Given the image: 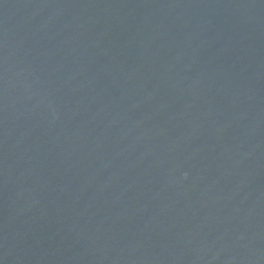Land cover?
<instances>
[{"label":"water","instance_id":"1","mask_svg":"<svg viewBox=\"0 0 264 264\" xmlns=\"http://www.w3.org/2000/svg\"><path fill=\"white\" fill-rule=\"evenodd\" d=\"M0 264H264V0H0Z\"/></svg>","mask_w":264,"mask_h":264}]
</instances>
